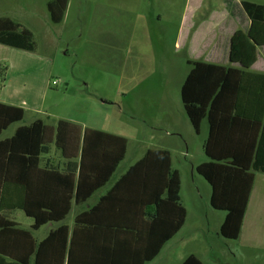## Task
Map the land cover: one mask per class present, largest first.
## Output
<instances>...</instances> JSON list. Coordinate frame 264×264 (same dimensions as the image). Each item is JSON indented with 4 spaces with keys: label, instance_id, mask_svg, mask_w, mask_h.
I'll list each match as a JSON object with an SVG mask.
<instances>
[{
    "label": "rangeland",
    "instance_id": "374dc122",
    "mask_svg": "<svg viewBox=\"0 0 264 264\" xmlns=\"http://www.w3.org/2000/svg\"><path fill=\"white\" fill-rule=\"evenodd\" d=\"M47 1L0 0V17L20 22L35 41L33 51L15 48L0 53V87L21 92L24 98L31 88L42 99L46 120L70 118L126 136L129 150L123 165L150 144L176 143L180 138L173 137L172 127L179 124L188 148L183 142L172 148L185 169L183 197L192 215L190 224H197V210L207 207L210 185L197 172L192 179L189 165L207 157L203 136L195 134L183 109L180 88L190 68L187 60L230 64L229 37L249 21L239 10L231 16L225 5L241 0H70L66 18L59 23L50 20ZM216 32L213 38L210 33ZM20 54L28 59L21 62ZM255 68L264 71V47ZM22 86L26 92L18 91ZM31 113L26 112V120ZM213 211L205 232L187 226L185 241L155 263L177 264L192 250L206 258L209 244L217 249L215 224L225 212ZM14 213L16 222L30 229L32 220L21 211ZM262 231L264 236V227ZM219 248L230 252L229 264H264V249L245 251L234 239L227 245L221 242Z\"/></svg>",
    "mask_w": 264,
    "mask_h": 264
},
{
    "label": "trees",
    "instance_id": "16d2710c",
    "mask_svg": "<svg viewBox=\"0 0 264 264\" xmlns=\"http://www.w3.org/2000/svg\"><path fill=\"white\" fill-rule=\"evenodd\" d=\"M67 5L68 0H49L46 8L50 20L54 23L61 22ZM225 7L231 16H237L239 10L249 21L246 28L236 29L230 37V64L187 60L190 68L181 84L180 98L185 114L197 134L200 132L201 122L207 121L208 132L203 141L207 160L198 164L195 169L210 185L211 207L225 212L219 227L220 235L236 240L240 234L255 173H264V72L251 70L258 59L259 49L264 47V4L241 0L235 6L228 1ZM0 44L27 51L35 49L31 30L7 16L0 17ZM24 113L23 107L0 101V264H64L67 244L62 232L64 226L51 230L41 241H35L26 229L3 216L1 210L7 207L22 209L27 216L33 218V229L64 218L70 206L54 207L47 204L44 198H35L30 179L34 178L33 169L46 173L42 184L47 180L65 178L54 167L49 170L37 168L40 155L46 153L53 142L61 150L63 157H67L69 149L76 148L75 143L67 139L69 133L74 127L80 131V126L63 118L49 126L42 118H35L27 124L17 126L10 136L2 137L10 126L24 120ZM112 144L115 148L114 159L107 172L93 180L84 196L106 182L107 176L125 156L127 139L100 129L83 130L79 175L85 166L89 150L99 145L110 151ZM17 164L29 172L17 174ZM76 165V161L68 164L73 166L74 171ZM129 180L132 185L137 186L138 191L156 189L153 203L164 201L173 206H170L174 214L173 225L154 248L152 257L161 244L181 228L186 219L187 211L180 197V172L172 167L169 150L148 149L115 185H123V182ZM80 181L77 184L76 200L79 197ZM17 184L23 189V202L20 205H7V195L16 194ZM140 196V202L144 204L143 194ZM130 199L127 203H131ZM148 258L150 255L145 260ZM123 259L128 260L125 256L119 258L115 252L112 254V261L102 264H128ZM67 264H75V252L71 247L68 249ZM181 264L203 263L196 255L190 254Z\"/></svg>",
    "mask_w": 264,
    "mask_h": 264
},
{
    "label": "crops",
    "instance_id": "0c3cea01",
    "mask_svg": "<svg viewBox=\"0 0 264 264\" xmlns=\"http://www.w3.org/2000/svg\"><path fill=\"white\" fill-rule=\"evenodd\" d=\"M69 3L70 0H68V5L62 21L66 18ZM204 27L205 28H203V30L206 29V26ZM215 28V25L212 27L209 26V28L206 29V32H210ZM233 32L231 33V35L233 34ZM205 35L208 34L205 33ZM205 35L204 37H206ZM210 35L213 38H216L217 32L214 34L210 33ZM14 49V47L12 48L10 46L0 44V53L6 52V50ZM18 57L20 58L21 62L28 59L27 56L21 54L18 55ZM258 59L251 67V70H256L255 72H264L263 69L255 68ZM232 65L237 64L232 63ZM24 90L25 87L22 86L18 91H27L28 93L25 95V98L23 93L21 92L19 94L11 93L9 90H5V87H0L1 102L21 106L25 110L24 120L22 122L13 124L14 128L12 130V133L17 126L21 124H27L35 118H42L46 124H48L49 126H53L55 124V121L60 118L55 117L54 119H44L42 117L43 112L41 110L42 99L39 100V97L35 96V92L31 91V88H28L26 91ZM36 94L38 93L36 92ZM28 110H31L32 113L30 118L26 120V112ZM63 119L70 120L80 126V131L76 127H74L73 131H70L69 137L67 138L69 139V141H71V143H75L76 148L73 150L71 147V149H69L68 151L69 155L67 157H63L61 150L58 149L52 142L50 144L49 150L46 153H42L40 155V161L37 168H41L42 170H49L54 167L60 173L64 174L65 178L54 179L52 181L47 180L46 183L42 184L41 181L44 179L43 176H47L45 175L46 173H42V171L40 170L38 171L33 169L32 171L34 172V178L30 179V183L31 188L35 193V198H38L40 200H43L44 198L47 204H51L54 207H67L69 205V211L62 220H59L57 222L51 221L36 229L32 228L34 221L33 218L27 216L22 209L7 207L6 209L1 210V214L7 219L17 223L19 227L26 229L35 241H41L51 230H56L57 228L64 226V231L62 232L67 241L64 252V264H67L69 247H71L73 252H75V264H102L105 262L109 263L110 261H112V254L115 252L117 253V256L119 258H123V256H125V258L127 257L128 260H123L127 261L128 264H157L155 262H158L157 260L159 258H163V256L168 257V251H170L172 247L185 241V232L187 226L197 232L203 233L206 231V229L209 227L208 218H210L212 212H214V208L212 209L210 205V191L207 207L205 204L204 207H198V221L197 224L193 225L190 224V220L192 218V215H190V209L186 206L183 197V173L185 169L183 168L182 163L177 160L178 157L176 156V153H174L172 148L178 147L179 143L181 144V146L184 143V147L186 149L188 148L187 143L182 137L180 128H178V126H180L179 124L178 126H174L173 124L172 127L174 130H176L173 137L175 136L176 140L180 138L178 141H176V143H171L170 141L165 139L166 141H163L161 144H150L149 147L146 146L145 148H143L138 156H136V158H134L131 162H128V164L126 165L123 164L127 158L129 150L128 138L118 132L112 130H104L112 134L124 136L127 139L125 156L118 163L115 170L111 174H109V176H107L106 182L95 188L92 192H90V194L84 196V194L88 192L89 186L93 182V180L100 178L105 174V172H107L108 166L115 156L114 144H112V150L110 151L102 149L99 145L89 150V152L87 153V158L85 159V166L82 167V173L81 175H79L80 167L78 165L81 153L83 130L85 128H100L92 127L86 122L79 120L70 118ZM184 123L186 124V121H184ZM191 128L193 129L192 125ZM207 132V121L203 120L201 122L199 132V135L203 136L201 143L202 148L203 141L207 136ZM195 134L197 133L195 132ZM148 149H167L170 151L172 167L174 169H178L180 172V197L181 202L187 211L185 222L181 226V228L177 232L172 234L170 238H167V240L163 242V244H161V246L158 248L155 256L152 257L151 255L154 248L157 246L159 241L163 239L165 233L169 232L171 226L173 225V206L165 203L164 201L157 202L156 204L153 203L152 199L157 192L156 189H151L144 192H141L140 190L138 191L137 186L132 185L131 180L125 183L123 182V185H115L120 177L127 171V169L137 160H139ZM72 155H75V157H73ZM70 161L72 163L74 161L77 162L75 171L73 166H68V164H70ZM197 165L198 164L189 165L192 179V176H194L193 173L196 172L195 168ZM16 168L17 174H20L22 172H29V170L27 171L23 169L24 167H22L20 164H17ZM40 178L41 180H39ZM79 180H81L79 183V197L78 200H76L77 184ZM141 193L143 194V198L145 199L143 202L144 204H141L140 202ZM82 196L84 198L81 199L80 197ZM7 198H9L8 201H6L7 205H20L23 202V189L19 184H17L16 194L13 196L7 195ZM129 198H131V203H127ZM170 210H172L171 213ZM15 211H21L27 218H30L32 220V222L30 223V229L25 228L18 222H16V220L14 219ZM68 216H71L72 220H69L70 218H68ZM224 216L225 213L222 218L218 217L215 224L217 231L216 235L218 237V248L216 249L214 244H209L206 251V258H203L195 250L189 251L187 253L185 252V254L181 258H179L177 264H181V262L190 254L196 255L203 264H229V259L231 257L230 252H225L224 250L219 248L221 242L226 245L228 242V239L222 237L219 233V227L224 219ZM263 227L264 173L257 172L255 173L252 189L248 199V204L242 220L240 234L238 239H236L239 241L240 246L243 248V250L247 251L251 249H264V236L262 231ZM192 236L194 238L196 237L194 234H192ZM112 239H116L115 242L111 243L110 241H112ZM111 248H114V251H111ZM148 255H150V258L145 260V257ZM114 259H116V257Z\"/></svg>",
    "mask_w": 264,
    "mask_h": 264
},
{
    "label": "built area",
    "instance_id": "2783aa9c",
    "mask_svg": "<svg viewBox=\"0 0 264 264\" xmlns=\"http://www.w3.org/2000/svg\"><path fill=\"white\" fill-rule=\"evenodd\" d=\"M52 83H53V84H56V83H57V81H56V80H53V81H52Z\"/></svg>",
    "mask_w": 264,
    "mask_h": 264
}]
</instances>
